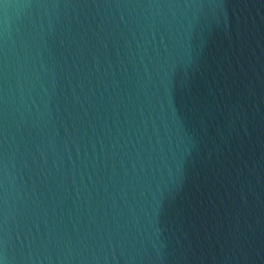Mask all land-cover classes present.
Returning <instances> with one entry per match:
<instances>
[{"label":"water","instance_id":"water-1","mask_svg":"<svg viewBox=\"0 0 264 264\" xmlns=\"http://www.w3.org/2000/svg\"><path fill=\"white\" fill-rule=\"evenodd\" d=\"M0 264H264V0H0Z\"/></svg>","mask_w":264,"mask_h":264}]
</instances>
